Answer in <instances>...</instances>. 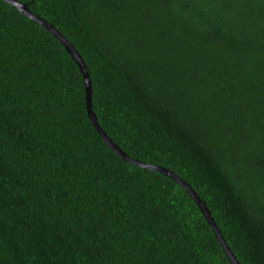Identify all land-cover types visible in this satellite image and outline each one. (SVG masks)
I'll list each match as a JSON object with an SVG mask.
<instances>
[{
  "label": "trees",
  "instance_id": "16d2710c",
  "mask_svg": "<svg viewBox=\"0 0 264 264\" xmlns=\"http://www.w3.org/2000/svg\"><path fill=\"white\" fill-rule=\"evenodd\" d=\"M76 49L132 159L264 264V0H17ZM0 264H231L173 178L113 151L82 71L0 0Z\"/></svg>",
  "mask_w": 264,
  "mask_h": 264
},
{
  "label": "water",
  "instance_id": "95a60500",
  "mask_svg": "<svg viewBox=\"0 0 264 264\" xmlns=\"http://www.w3.org/2000/svg\"><path fill=\"white\" fill-rule=\"evenodd\" d=\"M5 1L8 2L9 4H11L13 7L18 9L20 12H22L26 16H28L29 18H31L32 20H34L35 22H37L38 24H40L41 26H43L44 28H46L47 30H49L57 39H59L65 45L68 52L71 54L72 58L76 61V63L79 65V67L82 71L84 81H85V89H86L87 112H88V115L91 118L94 126L96 127L97 131L102 136V138L105 140L106 144L113 151H115L120 157H122L124 160H126L127 162H129L133 165H136L138 167H142V168H146V169H150V170H155L161 174H164V175H167V176L173 178L176 182H178L188 192V194L195 200L196 204L201 209L202 213L207 218L208 222L211 224L213 231L216 234V236L218 237V239L221 241L222 246L224 248V251H225L226 255L228 256L231 264H240L237 261V259L234 257V255L232 254L231 249L226 244L222 234L218 230V227L216 226L215 222L213 221L208 209L206 208L204 203L201 201L200 197L196 194V192H194V190L192 189L191 186H189L184 180L179 178L174 172L169 171L166 168L156 166V165H150V164L144 163L142 161L132 159L125 152H123L116 144H114L112 142V140L106 135V133L103 131V129L98 124L97 117H96V115L92 109V99H91L92 87H91L90 75L87 71V68H86L83 60L81 59V57L78 54V52L76 51V49H74V47L62 36V34L59 31H57L54 27H52L46 21L42 20L41 18H39L38 16L33 14L29 10V8L26 4L18 2L17 0H5Z\"/></svg>",
  "mask_w": 264,
  "mask_h": 264
}]
</instances>
